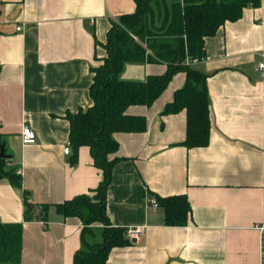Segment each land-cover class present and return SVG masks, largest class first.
Segmentation results:
<instances>
[{"label":"crops","instance_id":"crops-1","mask_svg":"<svg viewBox=\"0 0 264 264\" xmlns=\"http://www.w3.org/2000/svg\"><path fill=\"white\" fill-rule=\"evenodd\" d=\"M175 2L154 6L155 27L171 17ZM134 11L133 0H0V135L7 168L21 177L20 188L0 180V224L19 227L18 264H73L84 247L82 222L43 205L92 195L102 180L89 149L70 146L67 116L92 106L93 69L106 56L107 31ZM204 52L191 66L207 76V146L181 145L184 111L162 115L183 73L151 107L127 109L146 119L145 132L114 135L111 158L119 160L105 200L110 227L141 226L144 234L112 248L110 263L264 264V81L256 71L264 59V0L206 38ZM164 71L163 64L127 63L120 79L144 81ZM23 125L35 133L34 144H22ZM154 195H185L187 225L165 226L163 210L149 204ZM91 229L85 242L101 243L105 227Z\"/></svg>","mask_w":264,"mask_h":264},{"label":"trees","instance_id":"trees-1","mask_svg":"<svg viewBox=\"0 0 264 264\" xmlns=\"http://www.w3.org/2000/svg\"><path fill=\"white\" fill-rule=\"evenodd\" d=\"M133 2L135 11L120 16L107 31L106 42L102 45L106 56L93 69L89 91L92 106L67 116L70 146L75 151L80 147L89 149L93 165L101 172L102 180L92 195L82 194L55 205H43L45 211L52 207L57 215L75 217L82 222L84 247L75 254L73 264H113L107 260L109 251L130 243L124 229L110 227L105 207L112 170L119 160L111 158L118 150L114 135L146 131V119L127 114V109L131 106L151 107L173 77L183 73L184 84L175 90L162 115L184 111L186 135L181 145L187 149L207 146L210 131L207 76L186 64V58L203 59L206 38L214 36L226 22L238 20L243 9L256 8L260 4V0H176L171 17H163L162 26L155 27L152 20L154 6L160 0ZM127 63L163 64L165 71L148 75L144 81L122 80L120 74ZM2 145L3 137L0 135V148ZM2 179L16 188L21 187L20 175L7 168L4 156H0ZM26 197L24 193V219L28 221L32 206ZM154 197L157 206L163 210L165 226L187 225L190 205L185 195ZM94 225L105 227L103 241L89 244L85 242L84 235L91 233ZM19 240V227L0 224V264H18Z\"/></svg>","mask_w":264,"mask_h":264},{"label":"built area","instance_id":"built-area-1","mask_svg":"<svg viewBox=\"0 0 264 264\" xmlns=\"http://www.w3.org/2000/svg\"><path fill=\"white\" fill-rule=\"evenodd\" d=\"M20 30H21V27L16 28L17 32H19ZM132 38L135 39L134 36H132ZM200 61H202V59L201 60H197V59L191 60L189 58H186V64L188 65H194ZM256 71L259 74L260 78L264 81V59L260 61L259 63H257ZM20 139L23 145H32L36 142V135L29 126L23 125L21 128V132H20ZM63 152L65 155H68L70 153L69 147L64 148ZM149 204L152 207H157V203L154 199H150ZM124 231H125V237L129 240H132V239L137 240L139 237H141L144 234V228L141 226L127 227L124 229Z\"/></svg>","mask_w":264,"mask_h":264},{"label":"water","instance_id":"water-1","mask_svg":"<svg viewBox=\"0 0 264 264\" xmlns=\"http://www.w3.org/2000/svg\"><path fill=\"white\" fill-rule=\"evenodd\" d=\"M0 156H1V157H3V156H4V157L7 159V155L5 154V148H4V144H3V145L1 146V148H0ZM131 242H132V243H134V242H135V240H134V239H132V240H131Z\"/></svg>","mask_w":264,"mask_h":264}]
</instances>
